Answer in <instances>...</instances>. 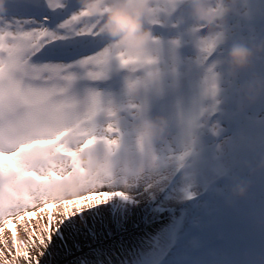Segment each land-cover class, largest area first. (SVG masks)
Instances as JSON below:
<instances>
[{
    "label": "snow or ice",
    "instance_id": "6c2138e0",
    "mask_svg": "<svg viewBox=\"0 0 264 264\" xmlns=\"http://www.w3.org/2000/svg\"><path fill=\"white\" fill-rule=\"evenodd\" d=\"M7 6L0 15V223L34 216L30 207L39 205L44 212L61 206L58 218L48 213L38 236L39 245L48 249L53 236L63 239L62 229L73 227V217L83 219L86 210L115 201L113 214L126 212L142 198L153 204V213H175L171 205L179 203L183 208L166 232L167 246L152 253L150 262L177 264V244L186 227L225 199L220 180L227 170L219 142L225 128L217 118L223 110L214 101L220 93L216 68L228 38L226 25L204 27L197 34L187 24L154 23V50L117 55L101 38L99 20L81 9L78 0H7ZM186 45L202 54L201 69L193 70L192 60L182 59ZM117 65L162 66L164 91L140 106L145 115L165 111L170 93L181 91L186 82L193 99L176 104L167 144L146 145L132 129L134 116L115 122L114 106L127 113ZM91 146L106 160L103 171L76 199L49 203L53 183L65 174L84 173L80 156ZM44 255L40 251L35 264ZM15 256L31 264L29 252H21L18 244ZM15 256L9 261L0 250L3 264H14Z\"/></svg>",
    "mask_w": 264,
    "mask_h": 264
},
{
    "label": "rangeland",
    "instance_id": "374dc122",
    "mask_svg": "<svg viewBox=\"0 0 264 264\" xmlns=\"http://www.w3.org/2000/svg\"><path fill=\"white\" fill-rule=\"evenodd\" d=\"M159 3L167 4L168 0H159ZM86 19L89 18H82ZM225 25L227 35H233L229 44L233 40L248 43L264 40V0H229ZM180 55L184 60L191 59L196 55V49L186 45ZM253 76L264 77V57H257L253 69L241 74L240 84L250 82ZM121 88L122 82L120 91ZM225 97L227 106L217 118L225 128L219 142L223 144L221 163L227 175L220 183L227 193L233 177L248 179V170L243 163L264 155V102L241 113L236 107L237 90L225 93ZM192 99L193 94L187 89L170 100L165 111L156 114L165 115L172 122L176 104L188 105ZM251 183L253 188L248 198L234 202L231 207L225 204V199L217 201L210 210L197 217L194 224L186 227V234L177 244V264H264V176L252 178ZM111 203L115 201L101 205L99 210H86L83 219L80 215L73 217L75 225L62 229L63 239L54 235L48 249L39 245L38 236L47 225L48 213L58 218L62 207L48 208L44 212L40 211L39 205L35 209L30 207L28 211L35 212L34 216L24 215L23 220L10 217L13 220L10 225L0 223L4 228L0 233V250L12 261L18 244L21 252H29L31 264H35L40 251L45 252L39 257L41 264H150L154 258L152 253L167 246L166 232L179 218L183 205L173 203L175 213L156 214L151 211L153 204L141 198L138 205L126 212L117 210L113 214ZM120 218L121 221H133L130 230L123 229ZM103 226L112 229L111 238L100 242L93 233ZM142 234L148 235L146 240L141 239ZM44 235L46 237L47 232ZM0 264H3L2 260ZM14 264H29V261L23 256H15Z\"/></svg>",
    "mask_w": 264,
    "mask_h": 264
},
{
    "label": "clouds",
    "instance_id": "9594fccd",
    "mask_svg": "<svg viewBox=\"0 0 264 264\" xmlns=\"http://www.w3.org/2000/svg\"><path fill=\"white\" fill-rule=\"evenodd\" d=\"M7 0H0V15L7 13ZM81 9L99 20L98 31L117 55L146 54L154 50L156 32L153 24H187L199 34L204 27L227 23L229 0H182L179 5L161 4L157 0H78ZM161 9H164L163 11ZM222 55L216 73L219 76L220 93L214 101L223 110L228 101L225 93L237 90L236 107L241 113L264 102V77L253 76L250 82L240 84L241 74L254 67L257 57H264V40L251 43L231 41L222 44ZM193 70L201 69L204 58L199 51L191 58ZM163 68L157 65L137 67L117 65L115 75L121 79V103L112 109L111 115L119 123L125 115L134 116L132 129L146 145L167 144L173 135V124L162 114L145 115L141 105L148 99L158 98L164 91ZM84 173L68 175L53 183L48 191L51 200L62 202L74 200L86 189L87 182L100 174L106 160L97 146L85 149L80 156ZM248 179L233 177L225 194V204L248 198L253 185L251 179L264 176V155L245 161Z\"/></svg>",
    "mask_w": 264,
    "mask_h": 264
},
{
    "label": "trees",
    "instance_id": "16d2710c",
    "mask_svg": "<svg viewBox=\"0 0 264 264\" xmlns=\"http://www.w3.org/2000/svg\"><path fill=\"white\" fill-rule=\"evenodd\" d=\"M120 223H122V226H124V230H130V228L133 226L132 224H133V221L132 222H130V221H126V220H124V221H121V218H120ZM107 225H109V224H107ZM111 231H112V229L109 227V226H103L101 229H97L96 231H94V237H95V235L97 236V239L98 240H100V242L101 241H106V240H109L110 238H111ZM91 235V234H90ZM148 235H144V234H142V238L141 239H144V240H146V237H147ZM96 238H95V240H97ZM88 241V240H87ZM85 243V242H84ZM89 243V242H88ZM75 245V244H74ZM76 246V245H75Z\"/></svg>",
    "mask_w": 264,
    "mask_h": 264
},
{
    "label": "water",
    "instance_id": "95a60500",
    "mask_svg": "<svg viewBox=\"0 0 264 264\" xmlns=\"http://www.w3.org/2000/svg\"><path fill=\"white\" fill-rule=\"evenodd\" d=\"M188 89L186 82L183 83V88L181 91H175L170 93V100L179 97L182 93H184Z\"/></svg>",
    "mask_w": 264,
    "mask_h": 264
},
{
    "label": "flooded vegetation",
    "instance_id": "af4514ba",
    "mask_svg": "<svg viewBox=\"0 0 264 264\" xmlns=\"http://www.w3.org/2000/svg\"><path fill=\"white\" fill-rule=\"evenodd\" d=\"M229 40L232 39L233 35H227Z\"/></svg>",
    "mask_w": 264,
    "mask_h": 264
}]
</instances>
